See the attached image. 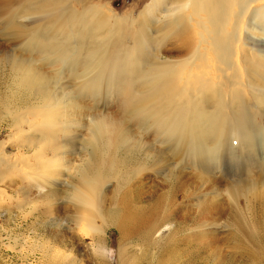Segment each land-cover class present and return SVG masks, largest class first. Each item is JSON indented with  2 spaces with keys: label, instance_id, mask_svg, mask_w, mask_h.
<instances>
[{
  "label": "bare ground",
  "instance_id": "obj_1",
  "mask_svg": "<svg viewBox=\"0 0 264 264\" xmlns=\"http://www.w3.org/2000/svg\"><path fill=\"white\" fill-rule=\"evenodd\" d=\"M38 2L0 0L2 119L18 138L13 156L0 144V182L17 175L50 205L41 215L64 200L95 243L113 224L145 255L182 237L193 260L198 236L229 228L225 209L244 234L264 200V0H150L137 18Z\"/></svg>",
  "mask_w": 264,
  "mask_h": 264
},
{
  "label": "rangeland",
  "instance_id": "obj_2",
  "mask_svg": "<svg viewBox=\"0 0 264 264\" xmlns=\"http://www.w3.org/2000/svg\"><path fill=\"white\" fill-rule=\"evenodd\" d=\"M41 1L39 0V2ZM149 1L76 0V2H83L84 5L88 6L96 4L108 5L107 7L111 8L119 17L132 12L133 18L138 17L140 11L144 9ZM75 4L77 5L78 3ZM76 7L82 8L79 5ZM26 22L31 21L26 20ZM2 36V27H0V45L11 47L9 44H5V39ZM4 38L9 39L8 37ZM11 43L13 48L18 44L17 41H12ZM11 85L12 80L8 70H1L0 144L3 143L4 151L13 156L17 154L16 142L18 138L14 135V130L8 126L9 122L7 119L5 121L2 119V105L7 102V97H10L9 90ZM113 112H118L117 106L113 109ZM259 120L263 119L260 118ZM262 127L264 129V122H262ZM236 140H238L239 144V138H235L233 140L235 145L237 144ZM126 159V167L129 165L128 168L130 170V166L136 165L137 159L131 158V154H128ZM16 176H7L0 182V189L4 192L0 195V264H130L129 261L133 259V256H137L138 264H157L160 256L167 258L166 264H180L178 261L183 258L184 264H191V262L192 264H264V200H257V203L254 200L252 201V205L249 206L246 214L249 225L246 228V232L242 235L232 233L235 231V222L232 223L234 219L230 215V211L225 209L229 215L225 214L228 218L223 217V222L229 228H223L225 225H219L220 229L211 228L209 231L205 230L206 233L208 232V236H198L202 246H199L200 252L198 250L196 253L195 258L197 260L194 258L189 261L187 260L190 255L188 250H191V245L189 244L192 243L185 241L186 243L184 244L183 240L185 238L182 237L177 240L176 247H173L174 249L176 248L175 251L171 252L173 249L171 248L167 254L165 253L169 258L165 254L160 253L162 249L157 250L156 253L154 250L148 251L145 255L143 251H140L142 250L140 247H133L128 241L124 242L119 230L113 224L110 225L111 228L107 231L106 240L102 243H95L92 240L91 230L84 222L82 224L83 227L81 225L78 228L76 224L77 212L74 211V206L71 203H64L63 200L61 201L62 204L60 202L57 203L59 204L60 212L51 210L48 215H41L40 212L47 211L50 205L42 201L39 187L33 184H23ZM150 179H152L151 183L160 180V177ZM235 180L238 179L235 178ZM232 184L233 182H229L225 185L231 186ZM64 188L62 187L63 192L65 191V194L63 193L65 199L69 193L68 189ZM106 188V191L113 189L111 186ZM225 206L232 208L230 203ZM185 210L187 212L190 211L188 208ZM97 222L101 223L100 220H97ZM160 232L156 234V237H159ZM125 244H127L129 250ZM125 248L127 250L124 252L123 249ZM158 252L161 254L160 256ZM161 252L164 253L163 251Z\"/></svg>",
  "mask_w": 264,
  "mask_h": 264
}]
</instances>
